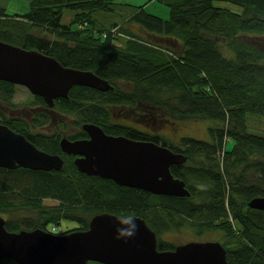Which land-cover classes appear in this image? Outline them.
Instances as JSON below:
<instances>
[{
	"label": "trees",
	"instance_id": "1",
	"mask_svg": "<svg viewBox=\"0 0 264 264\" xmlns=\"http://www.w3.org/2000/svg\"><path fill=\"white\" fill-rule=\"evenodd\" d=\"M150 2L167 7L169 17L146 12ZM28 4V12L14 15L5 14L0 4V41L44 52L65 67L89 70L112 86L104 92L71 87L67 98L54 102L64 114L60 126L90 122L106 133L183 154L186 164L170 171L187 184L190 196L150 195L82 174L61 152L59 134L27 133V125L41 126L49 119L28 122L0 111V124L63 158L59 171L0 168L5 228L64 234L87 229L100 212L138 216L158 237L168 227L190 228L197 236L218 233L228 264H264V211L247 206L253 197H264V134L248 131L247 124V115L264 117V44L259 43L264 39V0H145L125 20L136 24L141 35L124 29L125 22L97 28L105 18L96 14L119 11L115 0ZM65 9L75 11L68 24L61 23ZM15 87L0 81L2 106L16 108ZM160 91L167 93L165 99ZM128 109L137 111L130 132L128 125L116 123ZM201 119L216 123L208 128L209 142L190 137L173 141L156 132L165 122L172 126ZM228 141L234 143L230 149ZM63 221L74 227L57 233ZM174 246L158 238V250ZM0 264L16 263L0 259Z\"/></svg>",
	"mask_w": 264,
	"mask_h": 264
},
{
	"label": "water",
	"instance_id": "2",
	"mask_svg": "<svg viewBox=\"0 0 264 264\" xmlns=\"http://www.w3.org/2000/svg\"><path fill=\"white\" fill-rule=\"evenodd\" d=\"M0 81L26 87L49 106L67 98L71 87L112 89L93 72L61 65L36 49L0 41ZM89 140H60L61 151L78 156L76 169L89 177L154 195L189 197L185 182L170 172L172 164L186 157L167 147L104 133L96 124L84 123ZM81 156V157H79ZM63 159L38 149L22 134L0 124V168L59 171ZM247 206L264 211V197L250 199ZM128 218H131L130 222ZM123 218L108 212L94 215L87 229L54 234L43 229L10 232L0 216V259L16 264H228L227 252L218 241H190L169 250H158L156 233L138 216ZM131 231L132 235H122Z\"/></svg>",
	"mask_w": 264,
	"mask_h": 264
},
{
	"label": "rangeland",
	"instance_id": "3",
	"mask_svg": "<svg viewBox=\"0 0 264 264\" xmlns=\"http://www.w3.org/2000/svg\"><path fill=\"white\" fill-rule=\"evenodd\" d=\"M117 3H119V11H116L114 13H104L100 12L96 14L97 16H102V18H105V22H99L97 24V28H103L108 27L110 23L113 22H125L126 18L129 14H131L134 11L133 7L142 6L145 3V0H115ZM29 0H0L1 6H5V14L7 15H14V14H24L28 12L29 10ZM225 4V3H220ZM226 5L230 6L226 3ZM145 11L159 16L163 19H167L169 17L168 8L164 5L158 4L156 2H150L144 6ZM75 11L71 9H65L64 12L61 15V23L68 24L70 20L74 17ZM123 28L126 29L129 33L135 34V35H141L142 32L140 31V28L134 24V23H128L125 22L123 24ZM116 31V32H115ZM113 33L115 35L118 34V29H116ZM123 34V33H122ZM120 39H123V36H120ZM119 41H116V43ZM259 43L264 44V39L259 40ZM264 48V46H262ZM228 56V55H226ZM126 88H129L128 85L125 86ZM31 94L20 85H16L15 87V94L13 102L17 105L16 108L18 110V114L22 117H26L25 108H27V105L31 102ZM159 96H161L163 99L167 96L166 92L160 91ZM162 99V100H163ZM23 108V109H22ZM116 111V109H113ZM0 111L4 112L8 116H12L8 113L6 110V107L2 106L0 104ZM9 116V117H10ZM247 124H248V131L258 133V134H264V117L259 116L258 118L250 117L247 115ZM62 117H57V123L60 128V120H62ZM71 120H75V118L72 117ZM72 125V123H70ZM160 125V124H158ZM216 125L211 120H186V121H178L175 125L172 124V126H169L167 122H165L164 127L160 128L156 132L160 134L161 136L168 137L173 141H177L182 137H190L197 140L202 141H210L211 137L208 132V128L211 126ZM74 126V125H72ZM53 127L49 129V131ZM232 141H228L226 148L230 149L233 146ZM45 204H55L54 201L51 200H45ZM74 226L67 222L63 221L60 227L56 228V232H64L66 230L72 229ZM220 235L214 232H207L200 235H196L190 228H164V231L160 232L159 239L162 241H166V243H170L172 245H179L190 241H215L219 240ZM166 239V240H164ZM89 264H95L94 262H89Z\"/></svg>",
	"mask_w": 264,
	"mask_h": 264
},
{
	"label": "flooded vegetation",
	"instance_id": "4",
	"mask_svg": "<svg viewBox=\"0 0 264 264\" xmlns=\"http://www.w3.org/2000/svg\"><path fill=\"white\" fill-rule=\"evenodd\" d=\"M16 86V85H15ZM24 87V86H23ZM83 87H86V86H83ZM28 92L29 90L24 87ZM97 91H100V90H97ZM104 92V91H102ZM30 93V92H29ZM31 94V93H30ZM31 102L27 105V108H25V112H26V117H22L18 114V110L17 108H6V110L8 111L9 114H11L12 116L10 117H14V118H24L26 119V121L28 122H31L34 120V117H36V119H39V120H42V119H49L47 123H44L42 124L41 126H36V125H27L26 129H27V133L30 135V136H38L40 134H46V135H51V138L54 137V136H57L59 134L60 138H59V148H60V140L62 138H67L68 140L70 141H74V140H89L90 139V136L88 135V133L82 128V125L81 126H72L70 124V122L65 126V128H60L58 125H56L57 123V117H64L62 115L61 112L57 111L56 108H55V103L53 104V106L49 107L45 102L44 100L42 99V102H39V101H36L35 100V97H38V96H34L33 94H31ZM57 99H65V98H62V97H59V98H56L54 99V102L55 100ZM23 109V108H22ZM135 114H137V111L135 110H131V109H128V110H125L123 111V115L121 116V120L119 122H116L118 124H123V125H128V132L132 131L133 129H135V127L133 126L132 124V118L133 116H135ZM127 116H129L128 120L125 121L124 119H127ZM90 123V122H88ZM93 124V123H92ZM97 125V124H96ZM51 126L53 127L50 131L49 129L51 128ZM99 126V125H98ZM102 130L104 131L105 134L107 135H113L111 133H106L105 132V129L102 128ZM24 136V135H23ZM113 136H117V135H113ZM119 136H124V135H119ZM126 137V136H124ZM26 138V137H25ZM128 139H131L129 137H126ZM132 140H135V139H132ZM49 142H50V138H49ZM38 148V147H37ZM39 149V148H38ZM41 150V149H40ZM61 150V148H60ZM43 151V150H42ZM172 151V150H171ZM46 152V151H45ZM62 152V151H61ZM48 153V152H47ZM63 153V152H62ZM175 153V152H174ZM51 154V153H49ZM65 154V153H64ZM58 155V154H56ZM67 155V154H66ZM69 156V158L71 159L73 165L75 166L74 164V160L78 157V156H73V155H67ZM81 157V156H79ZM63 159V158H62ZM183 164H186V161L184 163H179V164H172L170 166L173 167L174 169L177 168V169H182L181 168V165ZM24 169V168H23ZM26 169V168H25ZM40 171H43V170H40ZM51 171H54V170H50V171H44V172H51ZM56 171V170H55ZM171 172V171H170ZM81 173V172H80ZM84 174V173H82ZM86 175V174H85ZM175 177V176H174ZM96 178H99V177H96ZM175 178H178V177H175ZM102 179V178H100ZM103 180H109V179H103ZM109 181H112V180H109ZM113 182V181H112ZM117 185V184H116ZM119 187H123V188H128V189H135L137 191H141V192H144V193H148L150 195H154V194H151L147 191H144V190H139V189H136V188H132V187H127V186H121V185H118ZM186 188H187V184L185 185ZM156 196H168V195H156ZM170 197H176V196H170ZM156 237H157V243H158V235L156 234ZM166 240V239H164ZM166 242V241H165ZM176 246V245H175Z\"/></svg>",
	"mask_w": 264,
	"mask_h": 264
},
{
	"label": "clouds",
	"instance_id": "5",
	"mask_svg": "<svg viewBox=\"0 0 264 264\" xmlns=\"http://www.w3.org/2000/svg\"><path fill=\"white\" fill-rule=\"evenodd\" d=\"M130 220H131V218H128V221L130 222ZM133 234V232H131V231H125V232H122V235H132Z\"/></svg>",
	"mask_w": 264,
	"mask_h": 264
}]
</instances>
